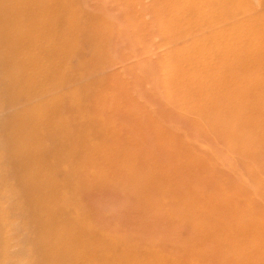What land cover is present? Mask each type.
Listing matches in <instances>:
<instances>
[{"label": "bare ground", "instance_id": "1", "mask_svg": "<svg viewBox=\"0 0 264 264\" xmlns=\"http://www.w3.org/2000/svg\"><path fill=\"white\" fill-rule=\"evenodd\" d=\"M75 1L0 0V264H264V0H115L121 17H133L135 55L158 49L165 85L156 93L177 113L196 116L152 99L162 118L175 116L178 136L139 101L126 103L116 70L103 74L97 100L99 82L44 97L55 92L49 85L62 68H70L61 73L66 79L93 68L84 50L95 42L78 40ZM92 17L95 29L100 18ZM131 62H123L124 73L142 86L148 76ZM194 125L222 140L195 135ZM189 139L233 147L229 158L241 161L254 194L228 168L227 180L216 182ZM251 161L260 169L247 168ZM78 167L95 170L133 209L140 204L138 214L152 211L163 236L127 228L120 242L115 227L100 228L106 211L97 196L79 194L72 183ZM173 216L191 230L190 240L198 232L211 241L200 245L203 254L193 258L187 245L197 241L173 236ZM168 242L187 247V256L163 254Z\"/></svg>", "mask_w": 264, "mask_h": 264}, {"label": "rangeland", "instance_id": "2", "mask_svg": "<svg viewBox=\"0 0 264 264\" xmlns=\"http://www.w3.org/2000/svg\"><path fill=\"white\" fill-rule=\"evenodd\" d=\"M73 7L74 14L78 20V25L81 30L78 40L80 42H88L92 44L95 42V47L90 45L84 50L85 55L90 58V61L92 62L90 65H93V68L87 72L74 74L68 79L63 78L61 73L68 74V70H70V68L68 70H66L65 67L62 68L58 75L60 80L57 81L56 86L52 88V84L49 85L50 89L55 92L45 95L44 97L48 98L59 93L68 92L77 85L99 82L100 89L92 99L93 101L97 100L101 92H103L102 84L105 77L103 74L105 72L111 73L116 70L119 72L118 77L125 82L123 84L128 90V94L125 99L126 103L132 104L134 101H139L140 106H145L147 108L145 110L150 113L149 116L155 118L158 117L160 120L167 123L165 130L171 134H175V136L181 135L183 132L181 125L174 126V124L178 122L174 120L175 116L162 118L157 109L152 105V99L157 97V105L171 110L170 112L172 113H177L172 106L166 103L163 96L160 98L159 93H156L159 89L163 91V87L165 85L163 81L164 77L161 73L163 63L156 57L158 49H154V47H147L143 55H135V52L139 50V46L137 45L138 41L136 38L133 17H130L129 19L125 16L121 17L120 13H122V9L117 3H115V0H76ZM92 16L100 18L97 21V28L95 29L88 24V19L93 18ZM153 39L157 40L156 37H153L152 40ZM93 48H96V52L94 53H92ZM160 50L162 51L163 49ZM130 61H132V64L136 65L137 69L135 70L138 73L148 76V81L144 82L142 86L137 83V79L133 72L128 74L124 73L125 67L123 62ZM145 91L150 93V95L153 93V95H151V97L147 96L144 93ZM80 99L81 94H77L72 98V102H77ZM177 110L180 111L177 115H182V117H184L186 110L182 111L178 108ZM58 112L59 117L63 120L68 121L71 118L69 110L64 107H60ZM188 113L190 119L196 120L195 115L190 112ZM78 116L79 115H77V117ZM173 128L178 130L174 131L172 130ZM191 130L195 135L201 136L202 138H209L215 142L222 140V138L217 140L213 137L211 134L214 133H209L208 128L207 131H205L204 129H198V127L194 125V128L191 127ZM43 143L46 148H49L52 147L53 141L49 136H45L43 137ZM218 144L207 145L203 143V145H201L195 139H189V142L187 143V145L209 165L210 173L211 175L213 174L216 182L226 181L227 179L222 173L229 170L237 177L238 186L254 194V188L248 185L247 179L245 178V171L240 168L241 161H233L229 158L233 155L231 153L234 152L233 147L230 148L227 144ZM48 158L50 159L51 156ZM65 161L77 163L79 165H82L83 163V160L80 157H68ZM246 167H249V169L259 170L260 164L255 161H251L248 162ZM225 168H228V170H225ZM76 171L77 172L73 174L74 178L72 183L77 187L81 197L87 199L97 196L98 201L102 203V209L106 211L104 217L101 219L100 228L107 226L115 227L116 235L121 236L118 238L120 242L127 238V235H125L127 228H135L142 232L146 231L148 233H154L157 237L163 236L164 226L162 223H156L157 220L155 219V214L152 211H145L144 209H141L140 212L144 211L142 214H138L139 211L136 208L141 205L139 204L140 206L138 205L133 209V205L130 207L121 201V195L118 190H106L104 181L98 177L95 170L87 169L83 172V169L78 167ZM261 176H263L264 179V170L261 172ZM116 198L118 200L117 203L114 202ZM127 199L134 204L136 197L133 195H127ZM162 200L165 199L163 198ZM175 206L176 208H182L180 203H176ZM94 217L95 214L92 215V218ZM170 226L174 228L173 236L180 241H197L196 243L190 242L187 245V247L192 248L194 251L193 258L203 254L199 249L202 243H211V241L209 243L208 239L203 238L198 232L192 233V239L190 240L191 230L188 226L182 225L177 216H173L170 219ZM130 246L131 241L124 244V248L128 250L133 248H130ZM187 247L177 246L168 242L162 246L161 252L165 255L177 253L180 257H186L188 254ZM107 259L108 261L114 260L111 257Z\"/></svg>", "mask_w": 264, "mask_h": 264}]
</instances>
